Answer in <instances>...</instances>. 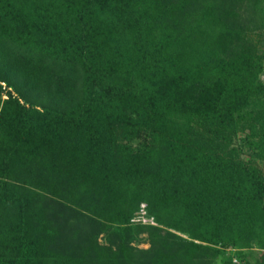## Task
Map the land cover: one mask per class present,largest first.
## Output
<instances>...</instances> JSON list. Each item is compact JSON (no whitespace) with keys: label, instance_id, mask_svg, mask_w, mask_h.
<instances>
[{"label":"trees","instance_id":"16d2710c","mask_svg":"<svg viewBox=\"0 0 264 264\" xmlns=\"http://www.w3.org/2000/svg\"><path fill=\"white\" fill-rule=\"evenodd\" d=\"M263 76L264 0H0V264H264Z\"/></svg>","mask_w":264,"mask_h":264},{"label":"rangeland","instance_id":"374dc122","mask_svg":"<svg viewBox=\"0 0 264 264\" xmlns=\"http://www.w3.org/2000/svg\"><path fill=\"white\" fill-rule=\"evenodd\" d=\"M262 79L264 80V76L262 77ZM141 247H143V248H147L148 245H142Z\"/></svg>","mask_w":264,"mask_h":264},{"label":"built area","instance_id":"2783aa9c","mask_svg":"<svg viewBox=\"0 0 264 264\" xmlns=\"http://www.w3.org/2000/svg\"><path fill=\"white\" fill-rule=\"evenodd\" d=\"M142 214L144 215V214H145V212H143ZM146 221H147V220H146V219H144V222H146ZM235 262H237V260H235Z\"/></svg>","mask_w":264,"mask_h":264}]
</instances>
